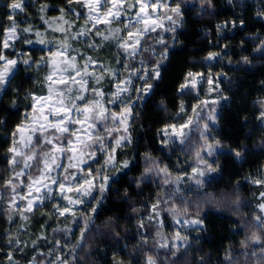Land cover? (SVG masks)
<instances>
[{"label": "snow or ice", "instance_id": "obj_1", "mask_svg": "<svg viewBox=\"0 0 264 264\" xmlns=\"http://www.w3.org/2000/svg\"><path fill=\"white\" fill-rule=\"evenodd\" d=\"M261 2L264 3V0ZM77 3L81 5L82 11H76L73 7V0H65L64 6L60 7H50L41 0V5L37 10L38 18L43 20L48 28H53L55 25L54 31L62 34L59 37L46 38L42 37L39 30H35L36 41L48 49L46 57L43 55L39 58L28 56L18 60L15 56L5 55L3 50H0V90L4 92H7L20 64L24 65L25 69L33 65L38 68L42 66L48 68V72L43 78L46 82V94L37 95L33 91L23 89L22 86L13 89L16 96L22 94L23 98L30 100L31 103L25 105L26 111L23 120L15 125L10 134L11 143L6 148L4 156L5 170L8 175L0 176V181H2L0 188L3 193L8 194V199L5 201L9 208L8 219L12 220L13 214L18 213L21 221H28L29 216L25 213H32L34 202L36 208L43 209V201L53 200L55 194L65 203L61 204L59 201L52 203L51 212L42 211V217L56 215L68 218L71 216L73 220H77L79 212L77 225L83 224L82 227H79V234H76L69 224L63 225V228L57 225L52 231L54 233L62 232L69 239L65 240L63 244H61L60 238L55 239L53 246L48 249V256L53 257L50 260L48 257L40 259L37 255L39 253L37 247L33 250V257L27 261V264H79L76 252L78 248H88L86 229L93 221L92 213L99 211L97 203L106 198L105 194L111 188V183L118 179L106 174L107 169L109 167L117 168L118 171L130 169L132 164L127 158L120 159L118 168L116 155L117 148L123 149L131 144L128 120L134 106L132 101L144 99V96L141 95L142 92L151 93L153 85L148 81L150 78L159 77V65L161 60L167 58L168 54L167 46L163 44V32L175 33V26L183 22L184 16L181 0H175L171 4L161 3V0H82V2L77 0ZM33 6L27 0H6L4 5L8 10L6 19L10 21L11 25L4 28L6 38L15 39L19 33L33 31L31 26L18 27V21L13 19L17 14H22L27 20L29 15L26 9ZM159 8H166L168 11L160 15L158 14ZM46 9L58 11L60 16L45 19ZM199 10L201 14H210L214 10L212 0H199ZM256 15L264 17V9L259 10ZM66 16L75 17V19L84 17L83 24L73 30L72 25L75 20H66ZM117 18L123 22V28L119 25L111 26ZM162 20H167L169 27L165 29L164 24L161 23ZM101 21L104 24L102 29L96 27ZM19 23H23V21ZM230 23L234 26L237 22L223 21L216 25L217 30L222 27L226 28ZM239 23L242 25L244 21L240 20ZM89 24L93 26L87 27ZM157 28L161 29V32L153 43L161 44L162 51L154 62H149L151 71L147 70L143 59L139 62L140 68L134 67L128 58L131 57L134 60L140 52L141 46L146 51H151L153 56L156 55L155 49H150L146 44L142 45L141 37L154 33ZM69 41L83 44L87 51L72 48ZM32 43V40L24 39V44L31 45ZM112 44H115L118 51L114 57H109L110 62L106 63L103 53ZM8 47L6 39L4 48ZM45 47L40 49L42 53L45 51ZM256 49H259L260 54L264 55V39H260ZM91 53H96V55ZM218 56L219 53L209 51L205 59L212 60ZM240 61L245 64L251 63L247 56H241ZM114 65H121L127 75H123L121 68ZM69 69H71L70 72ZM216 75L219 76L220 73ZM54 76L55 79H53ZM198 76L201 79L204 78L200 73L187 72L183 83L178 87V92L188 87L194 90L197 86ZM133 77L143 81L142 85H135ZM106 79L112 86L108 92L103 90L102 82ZM207 80L209 85L213 84L211 71L208 73ZM89 81L92 83L89 84ZM261 84L264 86V81ZM215 87L219 88L218 82ZM133 91L136 92L135 96L130 95ZM121 97L126 98L121 99ZM216 99H219V96ZM216 99L212 101L211 105L207 100L198 101L200 108L204 111H197V105L193 104L191 114L186 112L184 102L181 101L176 110L177 115L173 119L182 120V122L165 123L161 129L157 130L160 151L163 152L169 148L175 151V147H172L175 145L180 148L181 152L188 153V159L194 161L189 165L190 171L178 167L174 175L169 165L163 163L151 151L139 154L144 167L132 182L139 187L142 183L153 182L157 178L160 181L155 198H150L149 201L139 205V208H143L144 211L141 212L138 207L131 206V211L139 215L136 224L141 248L148 244L150 235L156 248L166 249L171 252L172 256L176 255L177 241L180 244L189 245V237L179 230L171 233L170 238L164 235L162 230L166 225V220L161 218L160 206L162 204L168 205L171 201L166 211L174 222L173 227L187 226L198 232L201 231L205 223L198 214L201 204H215L234 195L235 198L232 200L234 207L238 210L243 206L238 194L225 191L218 195L206 188V182H210L212 179L209 174L216 172L221 167L217 159L219 155L229 154L234 159L243 162L242 153L247 151L243 146L227 147L225 142L211 131L218 118L215 107ZM257 102L260 105L257 115L258 127L264 129V96L260 97ZM12 103L15 105V98ZM109 105L119 106V111H113L108 107ZM161 106L164 107L163 101H161ZM45 109H47V114H45ZM165 110H167L166 107ZM25 120L28 121L27 124L24 123ZM109 120L116 125L113 139H106V137H112L114 131L113 127L107 126ZM77 125L80 126V129L88 130L87 139L79 135L80 129L76 127ZM121 129L123 132L120 131ZM193 130L198 132L196 140L192 139ZM98 151L100 156L96 155ZM62 156L67 158V163L61 159ZM93 157L95 159H92ZM86 159L98 166L90 167L85 162ZM60 169H64V171H59ZM21 177H27L26 185ZM185 178L192 183L183 188L182 184L185 182ZM246 179L254 185L264 187V165L261 166L257 176L249 175ZM165 186H167L166 191ZM193 187L196 189L197 197V200L194 201L197 206L196 216L189 215L188 206V197L192 195ZM140 190L143 191V189ZM21 192L24 193L22 199H20ZM68 192H73V195H68ZM124 193L123 198L131 200L127 188ZM87 197H91V199L86 201ZM2 198L3 196L0 195V199ZM258 198L259 203L256 204V208L259 210V214L253 213L252 223L255 228L261 231L258 233L253 230L246 234L245 239L240 242L241 245H246V241H264V190L258 193ZM17 199H20L19 204L16 203ZM176 200L181 202L180 205L176 203ZM77 205H83L86 212L80 211L76 207ZM107 219L111 222L114 218ZM238 223L241 228L248 224L243 219ZM19 227L24 229V223H21ZM43 227L44 225H41L42 229ZM119 227V224H113L111 227V232L117 237L119 233L116 232V229ZM145 228L148 231H144ZM153 228L155 229L154 233L152 232ZM6 235L11 236L12 234L6 230ZM72 236L75 237L74 242L71 239ZM40 237L47 239L44 232H41ZM22 243L25 242L18 238L8 240L9 249ZM32 243L35 245L36 240H33ZM61 248L70 250L64 254V258H62ZM18 250L23 252V248ZM259 251L261 256L257 264H264V248ZM5 255L8 264H18V261L14 260L11 250L7 251ZM252 255H256L255 251ZM113 256L114 264H124L123 260L115 256V253ZM229 257L230 253L226 255V259L228 264H232ZM144 264H158V261L153 255L145 254ZM160 264H168L167 258ZM201 264H207V261L202 260Z\"/></svg>", "mask_w": 264, "mask_h": 264}, {"label": "trees", "instance_id": "obj_2", "mask_svg": "<svg viewBox=\"0 0 264 264\" xmlns=\"http://www.w3.org/2000/svg\"><path fill=\"white\" fill-rule=\"evenodd\" d=\"M185 4L189 11L175 33L170 32L175 40L166 44L168 56L161 60L160 76L151 80V93L144 95V99L137 104L131 144L117 150L118 160L127 158L132 162L130 169H121L114 174L113 177L118 179L111 183L106 198L97 203L99 211L94 214V222L86 229L88 248H78L76 252L79 264H114L113 253L124 264H144L145 254L153 255L158 264L165 258L168 264H201L202 260L207 264H228L226 255L229 253L232 264H257L260 259L259 250L264 248V241H246V245L240 242L251 231H261L252 223V215L259 214L256 204L259 203L258 193L263 187L250 183L246 177L257 176L264 165V129L258 127L257 120L260 109L257 101L264 96V86L261 84L264 81V55L256 49L260 39H264V17L256 15L264 9V3L261 0H212L214 10L210 14L200 13L199 0H185ZM218 19L237 23L234 26L228 24L226 33L214 47L211 40L216 37L214 22ZM240 20L244 21L242 25ZM209 51L219 53V56L207 60L205 57ZM241 56H247L251 63L241 62ZM189 71L220 73L222 88L227 95L217 107L218 118L211 131L227 147L243 146L247 151L242 153L243 162L229 154L219 155L217 159L221 167L209 174L212 179L206 182V188L218 195L225 191L238 194L243 206L238 210L234 207V195L215 204H201L198 214L205 221L203 228L189 235L190 246H178L176 255L172 256L170 251L156 248L151 235L148 244L141 248L136 224L139 215L131 211V206L139 208L145 201L155 198L160 186L159 179L142 183L139 187L132 181L144 167L139 154L145 151H151L168 164L174 175L178 167L190 171L189 165L194 161L188 159V153L181 152L175 145L172 146L175 151L172 148L160 151L157 136V130L163 124L182 122L173 119L181 101L188 110L200 98L197 90L189 87L178 92ZM1 106L0 122L5 114ZM191 135L193 140L198 139V132L193 131ZM190 183L185 178L182 187L186 188ZM126 188L131 200L123 198ZM188 199L189 215L196 216L195 187ZM176 203L180 205L181 202L176 200ZM170 204L171 201L168 205L160 206L161 218L166 220L162 231L167 236L177 231L166 211ZM139 211L144 209L139 208ZM109 217L114 219L109 222ZM241 219L248 222L244 228L238 223ZM113 224L120 225L116 229L118 237L111 232ZM152 232H155L154 228ZM254 251L255 256L252 255Z\"/></svg>", "mask_w": 264, "mask_h": 264}, {"label": "rangeland", "instance_id": "obj_3", "mask_svg": "<svg viewBox=\"0 0 264 264\" xmlns=\"http://www.w3.org/2000/svg\"><path fill=\"white\" fill-rule=\"evenodd\" d=\"M29 4L34 5L33 7H30L26 9V12L29 15V18L25 20V17L22 14H17L16 16L13 17V19H16L18 21V27H24V26H31L33 28L32 32L29 33H19V35L15 39H10L6 38L5 33H4V28L10 27V21L6 19V15L8 10L4 7L6 0H0V50H3L5 55L8 56H15L18 60L27 58L28 56H31L33 58H39L42 55L47 56V51L48 49L44 45H40L36 41L35 37V30H39L41 32L42 37L46 38H51L53 36H61L62 34L59 32L54 31L55 25H53V28H48V26L44 23L43 20H40L38 18V8L41 5V0H27ZM82 2V0H81ZM167 2L169 4L174 3L175 0H161V3ZM44 4L49 5L50 7H60L64 6L65 0H43ZM182 4V10L184 11V16L182 18V23L179 25L175 26V30L178 29L185 21L186 15L189 11V8L185 4V0H181ZM73 7L76 9L77 12L82 11L83 9L81 8V5L77 3V0H73ZM168 10L166 8H159L158 9V14L163 15L166 13ZM170 14V13H169ZM45 19H48L50 17H59L60 13L58 11H48L47 9L45 10L44 13ZM66 20L68 19H73L75 20V23L72 25V29L75 30L77 27L81 24H83L84 17H81L80 19H75V17H70L66 16ZM20 21H23V23H19ZM223 22V20H216L214 22V27H215V32H216V37H214V40H211V43L214 47H217L218 41L221 38V36L226 33V28H221L220 30H217L216 25L220 24ZM134 23V22H133ZM161 23L164 24L165 29L169 27V22L167 20H162ZM117 25L121 26L123 28V22L117 18L114 20L111 24L112 27H116ZM66 26V25H65ZM93 25L89 24L87 27L91 28ZM97 28H103L104 24L103 21H101L100 24L96 25ZM161 32V29L157 28L154 33L146 34V36L141 37V42L142 45H147L150 49H155L156 55L153 56L151 51H146L143 46L140 47V52L136 55L135 59L133 60L131 57H129V62L133 64L134 67L140 68V60L143 59L145 61V66L147 67L148 71H151V64L149 63L154 62L156 58L159 57L160 51H162L161 44L159 43H153L154 40H156L159 37V34ZM150 37V38H149ZM7 39V43L9 45L8 48H4V42ZM24 39H29L32 40L33 43L31 45H26L24 44ZM175 40L174 34H171L168 31L163 32V44H168L171 41ZM71 44L72 48H79L81 51H87L85 46L83 44L77 43L76 41H69ZM42 47H45V51L42 53L40 49ZM118 50L115 47V44H112L109 46L106 51L103 53V56L105 57V62L109 63V57H114L116 52ZM23 53V55H21ZM92 55H96V53H91ZM168 56V54H167ZM214 59V58H213ZM117 68H121V65H114ZM122 70V68H121ZM160 70V67H159ZM69 72L71 69L68 70ZM48 72L47 66H42V67H37L33 65L30 68L25 69V66L20 64L19 68L16 69V74L12 80V83L9 85L7 92H4L0 90V106L5 110L4 116L1 118L0 122V176H7L8 172L5 170V161H4V156L6 154V148L8 145L11 143V132L13 131L14 127L16 124L21 123L23 120L24 114H25V105L30 104V100H26L23 98V95L21 94L20 96H16V94L13 92L14 88H22L27 89L29 91L35 92L37 95H44L47 93V88H46V82H44V75H46ZM203 79L200 78V76L197 77V86L195 90L198 92V101H204L207 100L208 104L211 105L212 101L216 99L219 96V99H216V111L217 107L221 101L222 98H226V91L225 89L222 88V83L220 81L219 76L216 75V73H212L213 76V84L209 85L207 76L208 73H203L199 72ZM123 75H127V72H124L122 70ZM160 76V75H159ZM30 77V78H29ZM56 77L54 76L53 79ZM157 79V78H156ZM151 78L149 79V83H151ZM219 83V88L217 89L215 87L216 83ZM89 84L92 82L89 81ZM103 83V90L105 92H108L111 90L112 86L109 84L108 80L106 79ZM133 83L137 86L142 85L143 81L136 79L133 77ZM152 84V83H151ZM190 88V87H189ZM187 89V88H186ZM212 89V90H209ZM225 91V94L223 92ZM147 93H141V95H146ZM87 95V93H86ZM130 95L135 96L136 92L133 91ZM16 99L15 105H13L12 101L13 99ZM126 97H121V99H124ZM141 100V99H140ZM140 100H133V108H132V115L129 117L128 120V132L132 138L131 135V130L132 126L134 125V119H135V111L137 104L140 102ZM49 103H52V101H49ZM197 105V111H204L200 108L199 103H196ZM113 111H119V106L112 107L109 105ZM188 114H191V109L186 110ZM45 114H47V109H45ZM195 119V117H193ZM25 124L28 123V121H24ZM113 127V136L112 137H106V139H113L115 136V128L116 125L113 124L111 120L108 121V125ZM78 129H80V126H76ZM51 131V130H49ZM102 131V129H101ZM123 132V129L120 130ZM195 131V130H193ZM88 132L87 129H80L79 135L82 136L84 139H87L86 133ZM94 134V133H93ZM7 137V139H6ZM75 139V138H73ZM118 150V148H117ZM97 156H100L99 151L96 154ZM61 159L67 163V158L66 157H61ZM92 159H95L93 157ZM102 160V157H101ZM90 167L95 168L98 165H94L91 163V160L85 161ZM117 167L119 168V160L117 159ZM59 171H64V169H60ZM120 171V170H119ZM117 168H111L109 167L107 169V173L110 177H113L114 174L119 172ZM22 180L25 181V185L27 183V177H21ZM0 184H2V181H0ZM23 187V186H22ZM264 190V187H263ZM41 191H44L41 189ZM0 195L3 196L2 199H0V264H8L6 255L5 253L9 250L12 251L13 258L14 260L18 261V264H27V261L32 259L33 257V250L36 249L37 247L39 248V253H37L38 257L40 259H44L45 257H48V259H52L53 257L48 256V249L53 246L55 239L60 238L61 239V244L65 242V240L69 239V237H65L62 232H53L52 230L57 227V225L60 226V228H63V225L69 224L73 227L74 231L76 234H79V227H82L83 224L77 225V220H79V212L77 213V220H73L71 216L68 218H65V216H56V215H48L45 217H42V211L45 213H50L51 212V205L52 203H56L59 201L61 204L65 203L62 201V199L59 196H55L54 194V199L49 201L45 200L43 201L44 208L39 209L35 207V202H34V208L32 213H25L26 215L29 216L28 221H21L19 214L14 213L12 216V220L8 219V205L5 203V201L8 199V194L3 193L2 188H0ZM68 195L72 196L73 192H68ZM24 198V193L21 192L20 194V199ZM20 199H17L16 203H20ZM88 199H91V197L85 198L87 201ZM80 211H85L86 208L83 205H77L76 206ZM96 212L92 213V217L94 219V214ZM94 221H92L93 223ZM21 223H24L25 227L24 229H20L19 225ZM90 223V225L92 224ZM41 225H44L43 229L41 228ZM177 230L181 231L184 235H189L193 234L194 228L190 227H180L176 226ZM203 228V226H202ZM201 228V229H202ZM6 230L11 233L12 235H6ZM41 232H44L45 236L47 239L40 237ZM166 237L167 236L165 235ZM38 237H40L38 239ZM10 238H18L21 241L25 242L22 243L18 246H14L11 249H9L8 246V240ZM72 241L74 242L75 237H71ZM33 240H36V244L34 245L32 243ZM178 246L183 245L180 244L179 241H177ZM19 248H23V252L19 251ZM69 249H63L61 248V254L62 258H64V254H66ZM42 254V255H40Z\"/></svg>", "mask_w": 264, "mask_h": 264}]
</instances>
